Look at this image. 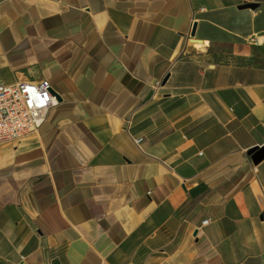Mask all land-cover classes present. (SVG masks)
<instances>
[{
    "label": "crops",
    "instance_id": "0c3cea01",
    "mask_svg": "<svg viewBox=\"0 0 264 264\" xmlns=\"http://www.w3.org/2000/svg\"><path fill=\"white\" fill-rule=\"evenodd\" d=\"M42 82L0 264H264V0H0V83Z\"/></svg>",
    "mask_w": 264,
    "mask_h": 264
},
{
    "label": "built area",
    "instance_id": "2783aa9c",
    "mask_svg": "<svg viewBox=\"0 0 264 264\" xmlns=\"http://www.w3.org/2000/svg\"><path fill=\"white\" fill-rule=\"evenodd\" d=\"M47 82L0 83V144L20 141L40 129L58 103ZM209 221H204L207 225Z\"/></svg>",
    "mask_w": 264,
    "mask_h": 264
},
{
    "label": "water",
    "instance_id": "95a60500",
    "mask_svg": "<svg viewBox=\"0 0 264 264\" xmlns=\"http://www.w3.org/2000/svg\"><path fill=\"white\" fill-rule=\"evenodd\" d=\"M244 9L247 8H255V5H245L244 7H242ZM195 31H193L192 36H194ZM195 43H201V41L199 40H194ZM52 95L56 97L57 100H60V97L52 90ZM247 155L251 158L253 164L255 166L259 165L262 161H264V146L262 147H254L252 149H250L247 152Z\"/></svg>",
    "mask_w": 264,
    "mask_h": 264
}]
</instances>
